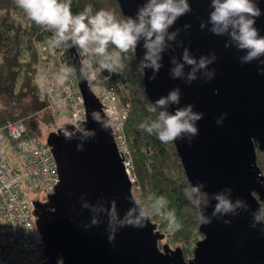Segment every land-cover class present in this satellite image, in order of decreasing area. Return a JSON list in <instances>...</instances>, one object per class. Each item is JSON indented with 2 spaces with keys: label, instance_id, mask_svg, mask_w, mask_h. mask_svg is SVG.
Listing matches in <instances>:
<instances>
[{
  "label": "water",
  "instance_id": "obj_1",
  "mask_svg": "<svg viewBox=\"0 0 264 264\" xmlns=\"http://www.w3.org/2000/svg\"><path fill=\"white\" fill-rule=\"evenodd\" d=\"M116 2L124 20L135 17L145 0ZM256 2L262 15L256 19L255 26L264 36V0ZM189 3L192 11L181 16L170 29H180V32L177 41L163 54V67L156 80L150 79L153 70L142 60L143 41L134 52L136 61L143 63V90L154 106L157 99L179 87L180 105H173L169 111L191 104L194 111L203 113V118L197 122L199 135L191 144L187 138L173 141L184 175L190 186L203 183L202 191L210 194L231 188V198L246 201L249 209L240 210L239 215L213 217L207 225L200 220L202 238L196 241L193 256L187 260L179 247L163 245L159 248L158 242L164 236L155 230L150 220L144 228H121L114 242L108 240L106 215H101L99 226L85 228L91 222L92 213L82 208L81 196L86 195L92 204L103 200L109 207L111 201L116 200L121 217L134 206V197L111 126L104 130L92 119L93 112L101 117L104 114L88 82L80 78V54L75 47L64 45L76 70L74 74L85 106L84 122L96 135L66 140L61 128L68 122L46 134L45 144L55 159L59 180L45 202H34L44 264H57L61 257L64 264H264V224L251 226L253 212L264 202V183H261L264 176L260 175L256 155L257 150L264 153V73L261 72L264 64L260 60L242 64L240 57L245 53L234 46L225 47L227 36L210 32L211 25L201 29V23L208 20L212 10L211 0H189ZM186 24L191 27L185 30ZM185 48L197 59L215 53L217 60L209 65V70H215L212 80L198 78L189 84L184 79H172L171 59H180ZM185 70L190 69L186 66ZM221 117L223 124H217ZM81 142L84 149L78 151L77 145ZM215 203L213 200L204 215L211 216ZM198 210L201 216L199 207Z\"/></svg>",
  "mask_w": 264,
  "mask_h": 264
},
{
  "label": "clouds",
  "instance_id": "obj_2",
  "mask_svg": "<svg viewBox=\"0 0 264 264\" xmlns=\"http://www.w3.org/2000/svg\"><path fill=\"white\" fill-rule=\"evenodd\" d=\"M17 7L23 9L28 18L36 25L53 33L50 41L53 47H75L83 54L96 58L95 63L99 69L110 74L119 73L125 68L123 54L137 51L140 42L143 41V61L147 68L153 70L150 77L156 80L157 74L163 67V54L168 51L172 42L177 41L180 29L170 31L177 20L192 11L189 0H145V3L137 10L135 17H127L118 20L111 11L101 9L93 14L92 7L86 6L83 12L73 14L72 0H14ZM211 11L206 22H202L201 29L208 28L217 36H227L228 42L225 47H235L245 55L240 57L242 64L260 60L264 64V36L260 35L255 26L256 19L262 15V10L256 0H211ZM191 25H185V30ZM182 44V42H180ZM110 46L115 50L110 51ZM177 46H180L179 44ZM217 60L213 53L209 56L194 57L188 48H185L182 57H172L170 70L172 79H184L192 83L198 78L212 80L215 70H209V65ZM186 66L190 69L186 71ZM76 70L67 65L59 69V81L61 83L71 79ZM264 73V68L261 69ZM79 75L89 86L97 80L96 67L92 61L81 63ZM43 87L46 83L44 77L40 78ZM181 90L179 87L171 90L168 95L162 96L154 102L150 111L157 112L155 120L142 123L139 127L150 135L155 134L162 143H171L176 140L187 138L189 144L194 137L199 135L197 122L203 118V113L194 111V105L177 107L175 111H169L173 105H180ZM227 114H225L226 116ZM92 119L100 124L104 130L110 129L107 114L101 117L96 112L92 113ZM223 117L217 120V124H223ZM71 126V127H69ZM61 134L66 140L93 138L95 130H89L86 123L76 114L68 125L61 128ZM82 134V136H81ZM84 144L77 145V150L82 151ZM264 176V173L260 174ZM264 183V181H261ZM205 184L186 187L184 196L190 202L201 209V223L210 224L213 217L223 218L225 215H239L240 210L247 211L249 205L242 199L231 198L232 189L227 188L219 193L210 194L202 191ZM81 206L92 213L91 222L85 228L99 226L102 221L101 215L108 218V240L115 241L118 230L132 226L144 228L153 213L165 215L167 226L173 230H179L182 225L177 221L174 211L167 210V200L161 196L155 199L149 206H143L138 200L133 199V207L129 208L123 217L120 216L117 201L112 200L110 207L103 202L97 201L92 204L86 199V195L80 197ZM215 200L211 216L204 215L205 210ZM252 227L264 224V207H259L252 214ZM227 224L231 220L224 221ZM57 264H64L63 257Z\"/></svg>",
  "mask_w": 264,
  "mask_h": 264
},
{
  "label": "trees",
  "instance_id": "obj_3",
  "mask_svg": "<svg viewBox=\"0 0 264 264\" xmlns=\"http://www.w3.org/2000/svg\"><path fill=\"white\" fill-rule=\"evenodd\" d=\"M89 5L93 14L104 9L113 12L118 20H123L116 0H72V12H83ZM49 36L51 32L36 25L14 0H0V126L6 121L23 120L27 128L26 136L41 141L43 126L52 123L59 128L63 124L49 106L42 86L35 81L37 54L34 43ZM76 49L79 54L82 53ZM109 50L115 49L110 46ZM123 57L125 68L111 74V79L120 85V101L128 107L125 134L136 183L154 200L163 196L168 202L167 210L175 212L182 227L174 232L172 239L187 260L192 258L193 250L185 245L193 236L199 238L200 235L198 206L184 196V189L191 186L173 142L162 143L155 134L150 135L139 127L142 123L155 120L158 113L150 111L153 105L143 90V63L136 61L134 52L123 54ZM90 59L96 69L107 72L99 69L96 58ZM256 155L257 164L264 173V153L257 150ZM172 168L177 170L176 175L171 173ZM261 207H264V202ZM198 238H195V243Z\"/></svg>",
  "mask_w": 264,
  "mask_h": 264
},
{
  "label": "built area",
  "instance_id": "obj_4",
  "mask_svg": "<svg viewBox=\"0 0 264 264\" xmlns=\"http://www.w3.org/2000/svg\"><path fill=\"white\" fill-rule=\"evenodd\" d=\"M53 36L35 41L37 54L35 81L42 87L49 106L62 123H67L78 114L85 120V106L77 85L75 74L61 83L59 69L72 67L64 48L53 47ZM81 63L91 61L89 56L80 54ZM47 64L57 69L46 71ZM97 71V80L90 86L99 99L103 114H107L118 150L123 157L124 166L132 182V194L141 205L149 206L153 201L151 194H142L136 183L133 162L125 134L128 114L127 105L120 99V85L111 79L109 72ZM57 79V80H56ZM27 128L23 120L6 121L0 126V264H44L41 236L35 225L34 202H41V194H50L58 183V170L50 148L36 137L26 136ZM137 191V192H135ZM36 195V198L32 196ZM150 221L155 230L163 236L171 233L163 213H153Z\"/></svg>",
  "mask_w": 264,
  "mask_h": 264
},
{
  "label": "rangeland",
  "instance_id": "obj_5",
  "mask_svg": "<svg viewBox=\"0 0 264 264\" xmlns=\"http://www.w3.org/2000/svg\"><path fill=\"white\" fill-rule=\"evenodd\" d=\"M51 68L54 69V70L57 69L56 65H54V64H47V66H46V71L49 72ZM56 80H57V79H56ZM60 122H61V120H60ZM56 128H57V126H54V124H52V123L48 124L47 126H43V128H42V136H43L42 138H43V140H42V141H45L46 134H47L49 131H53V130L55 131ZM171 173H172L173 175H176V174H177V170H176L175 168H172ZM141 190H142V188H141ZM132 192H133V190H132ZM135 192H137V191H135ZM142 194L145 195V196L147 197L148 192H144V191L142 190ZM32 197H33V198H36V195H34V196H32ZM38 198L41 199V200L44 201V202L46 201V195H45V194H41L40 196H38ZM175 231H176V230H173V229H172L171 233L165 235V236L162 238V240H160V241L158 242V246H159L160 249L162 248L163 245H168V246L171 247V248L176 247V246L174 245V243H173V239H172L173 234H174ZM195 238H198V236H193V238L190 240L189 244H186V245H185V246L188 247L189 250H193V249H194V245H195L194 240H195ZM201 238H202V235L200 234L198 240H200Z\"/></svg>",
  "mask_w": 264,
  "mask_h": 264
}]
</instances>
